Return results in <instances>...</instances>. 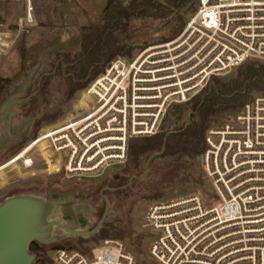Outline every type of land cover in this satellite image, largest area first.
I'll use <instances>...</instances> for the list:
<instances>
[{
    "label": "built area",
    "instance_id": "obj_1",
    "mask_svg": "<svg viewBox=\"0 0 264 264\" xmlns=\"http://www.w3.org/2000/svg\"><path fill=\"white\" fill-rule=\"evenodd\" d=\"M0 1L22 3L20 20L33 21L32 0ZM252 59H264V0H198L175 38L112 58L31 145L46 141L43 160L58 158L67 177L121 164L129 141L156 134L171 105ZM204 143L201 166L215 196L151 204L146 255L104 239L89 250L55 248L43 264H264V96L210 127Z\"/></svg>",
    "mask_w": 264,
    "mask_h": 264
},
{
    "label": "rangeland",
    "instance_id": "obj_2",
    "mask_svg": "<svg viewBox=\"0 0 264 264\" xmlns=\"http://www.w3.org/2000/svg\"><path fill=\"white\" fill-rule=\"evenodd\" d=\"M113 1L127 2V0H32L33 21L25 24L20 20L23 13L22 3L0 1V23H2L0 77L12 78L20 72V49L23 47L26 50L25 72H20L19 78L10 83L8 93L0 104L3 105L1 114L10 102L13 103L8 114L0 119V141L5 139L4 142H8V136H14L15 130L17 134L20 131L28 133L31 130L32 119L19 116V105L13 101L34 89L35 77L41 72L49 73L42 85L41 96L38 98L43 103L41 113L48 117L45 123L54 122L69 113L74 100L88 85L77 90L71 98H67L65 78L59 71L52 72L56 69L58 61L63 62L68 59L75 62L79 58L84 44L83 38L90 32L89 30L103 23L106 5ZM179 14L184 16L186 23L192 13L183 9ZM123 22L124 25L113 37L118 45L137 46L131 55L134 56L148 46L169 41L161 42L160 38L169 36L178 21L177 13H174L167 19L155 20L133 16ZM252 60L264 66V59ZM236 69L212 77L206 88L209 89L213 85V78H217L228 89L235 88ZM258 96H264V88L251 86L243 91L238 101L248 102ZM236 102L235 99L230 100L229 103L221 100L219 104L222 108L221 112L210 127L231 119L236 114L232 107ZM53 114L56 115L50 117ZM184 120L188 122L189 116L186 115L175 125L172 123L171 115L166 114L158 131L173 129ZM35 147L26 154L24 147L18 150L20 152L24 149L21 153L16 152L17 149L14 150L19 153L18 155L24 154L15 162L12 160L16 157H13L16 153L7 152L0 157V183H2L0 203L10 196L33 195L60 204L61 212L51 217L63 226L52 227L44 239L40 242L36 241L46 246L41 257L52 255L56 244L89 250L104 239H118L137 258H142V255L148 252V244L152 237L149 230L144 227V216L151 204L191 193L202 196L207 203H210L211 197L215 196L210 181L204 175L201 155L194 157L153 155L144 162L143 169L126 163V159L121 164L109 165L97 172L67 177L64 170H60L56 164L51 162L46 166L39 148L44 147L43 143ZM30 159L33 161L32 165ZM125 166L128 168L130 187L127 190L116 189L118 182L113 175H121ZM105 200L108 201L109 207L98 230L87 237L75 236L73 233L90 232L97 226L105 212ZM107 226L109 229L105 236H101V229ZM137 242L142 253L135 251L134 246ZM35 261L36 257L32 264Z\"/></svg>",
    "mask_w": 264,
    "mask_h": 264
},
{
    "label": "trees",
    "instance_id": "obj_3",
    "mask_svg": "<svg viewBox=\"0 0 264 264\" xmlns=\"http://www.w3.org/2000/svg\"><path fill=\"white\" fill-rule=\"evenodd\" d=\"M197 1L127 0L126 3L123 1L109 2L104 11L103 23L89 30L90 32L83 38L84 44L81 47L79 58L75 62H71L68 59L63 62L60 61L61 64L57 66L56 71H59L67 82V98H71L77 90L84 88L96 76L101 74L112 58L116 56L131 57L133 49L137 48V46L118 45L113 37L124 25L123 21L129 20L133 16L155 20L167 19L177 13V26L169 36L160 38V41L164 42L174 38L183 29L185 19L179 12L187 9L193 13L196 10ZM25 55L26 50L22 47L20 49L21 73H24L26 69ZM20 72L12 78L0 77V103L7 95L10 83L19 78ZM236 74V87L233 89H228L217 78H213V85L209 89L205 87L184 104L171 105L166 114L171 115L173 124L176 125L186 115L189 116V121L187 122L188 119L184 120L173 129H161L150 137L131 139L128 144L126 163L143 169L144 162L153 155H186L189 157L201 155L205 149V133L211 123L215 121V117L221 112L222 108L219 107L221 100H226V103H229L232 99L237 100L236 104L232 106L237 112L246 103L238 101L245 89L251 86L264 88V66L257 61H246L236 69ZM41 90L36 94V99L40 98ZM47 118V116H44L41 121ZM128 175L126 166L122 170L121 175H113V178L118 182L116 186L118 189H129ZM107 229H109L108 226L107 228H102L100 235L105 236ZM58 247L62 246L56 244L55 248ZM134 247L136 252L142 253L138 242ZM28 248L36 257L34 264H43L48 260V257H41L45 251V245L32 241Z\"/></svg>",
    "mask_w": 264,
    "mask_h": 264
},
{
    "label": "water",
    "instance_id": "obj_4",
    "mask_svg": "<svg viewBox=\"0 0 264 264\" xmlns=\"http://www.w3.org/2000/svg\"><path fill=\"white\" fill-rule=\"evenodd\" d=\"M12 102L7 105V110ZM0 106V110L2 109ZM6 114V113H5ZM0 116V119L5 117ZM2 139L0 153L10 144ZM4 142V143H2ZM106 201L105 212L97 226L90 232L73 233L75 236L87 237L94 234L101 226L109 207ZM60 205V204H59ZM53 201L39 196L16 195L6 198L0 203V264H32L35 255L29 253L30 242L44 239L54 226H63L52 219V215L60 213V207ZM71 214V213H69ZM73 216V214H71Z\"/></svg>",
    "mask_w": 264,
    "mask_h": 264
},
{
    "label": "flooded vegetation",
    "instance_id": "obj_5",
    "mask_svg": "<svg viewBox=\"0 0 264 264\" xmlns=\"http://www.w3.org/2000/svg\"><path fill=\"white\" fill-rule=\"evenodd\" d=\"M60 64H61L60 61H58L56 63V69H54V71L52 73L56 72L57 66L60 65ZM48 75H49V73H46V72H41L40 74H38L35 77V80H34V83H35L34 89L31 92L26 93L22 98H18V99H16V100L13 101V102H15L16 104L19 105V108H20L19 109L20 110L19 111V116L23 117L24 119H28V118L29 119L30 118L32 119L31 130L28 133H24V131L23 132L20 131L19 134H17L16 133V130H15L13 132V134H15V135L12 137L10 144L8 145V147L2 153H0V157L4 153H7V152L8 153L9 152L16 153L18 150H20L23 147L26 150L24 154H26V153L32 151L33 147H35V146H32L31 144L38 137L39 132H40V128H41V126L46 121V119L41 121V119L45 116V115H43L41 113V106L43 105V103L41 101H39V99H36L35 96L42 89L43 81L45 80V78ZM12 104H11V106H12ZM11 106L9 107V109L7 110V112H6V109L7 108L4 109L2 111V113L0 114V116H3L5 113H6L5 114V116H6L8 114V112H9ZM39 143H43L44 146H45V143L42 142V141H38L36 143L37 146H38ZM39 148L41 150L44 149V147H39ZM24 149H22V150H24ZM14 150H16V152ZM21 151L20 152L18 151V152L21 153ZM19 153H16L13 156V157H15V156L16 157L12 160V162L17 161L19 158H21L24 155L23 153H22V155H18ZM30 161H31V165H32L33 164L32 159H30ZM51 162L54 163V164H56L57 167H59L58 159L52 161L49 158H47L46 166L49 163H51ZM119 188H121V187H119ZM116 189H118V188H116ZM123 189H126V188H123ZM101 196L103 197V194Z\"/></svg>",
    "mask_w": 264,
    "mask_h": 264
},
{
    "label": "bare ground",
    "instance_id": "obj_6",
    "mask_svg": "<svg viewBox=\"0 0 264 264\" xmlns=\"http://www.w3.org/2000/svg\"><path fill=\"white\" fill-rule=\"evenodd\" d=\"M40 141H42V142H44L46 144V141H43V140H40Z\"/></svg>",
    "mask_w": 264,
    "mask_h": 264
},
{
    "label": "crops",
    "instance_id": "obj_7",
    "mask_svg": "<svg viewBox=\"0 0 264 264\" xmlns=\"http://www.w3.org/2000/svg\"><path fill=\"white\" fill-rule=\"evenodd\" d=\"M2 185V183H0V186Z\"/></svg>",
    "mask_w": 264,
    "mask_h": 264
}]
</instances>
